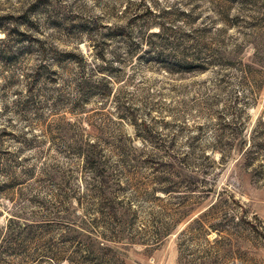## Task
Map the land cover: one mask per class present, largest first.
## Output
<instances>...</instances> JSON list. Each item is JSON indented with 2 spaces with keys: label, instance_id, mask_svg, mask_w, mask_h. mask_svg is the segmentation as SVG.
Listing matches in <instances>:
<instances>
[{
  "label": "rangeland",
  "instance_id": "obj_1",
  "mask_svg": "<svg viewBox=\"0 0 264 264\" xmlns=\"http://www.w3.org/2000/svg\"><path fill=\"white\" fill-rule=\"evenodd\" d=\"M0 264H264V0H0Z\"/></svg>",
  "mask_w": 264,
  "mask_h": 264
},
{
  "label": "trees",
  "instance_id": "obj_2",
  "mask_svg": "<svg viewBox=\"0 0 264 264\" xmlns=\"http://www.w3.org/2000/svg\"><path fill=\"white\" fill-rule=\"evenodd\" d=\"M90 160V159H89ZM91 160H92V158H91Z\"/></svg>",
  "mask_w": 264,
  "mask_h": 264
}]
</instances>
